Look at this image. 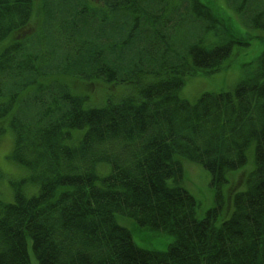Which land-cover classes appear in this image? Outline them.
Masks as SVG:
<instances>
[{
    "label": "trees",
    "instance_id": "obj_1",
    "mask_svg": "<svg viewBox=\"0 0 264 264\" xmlns=\"http://www.w3.org/2000/svg\"><path fill=\"white\" fill-rule=\"evenodd\" d=\"M35 1L45 25L47 18L54 28L59 25L51 31L53 44L63 40L61 46L78 59L64 57L62 73L101 79L106 89L140 83L147 74L158 78L101 106H87L88 95L65 81H39L45 71L29 38ZM173 1L175 11L187 8L179 21L167 12L170 0H0V42L9 41L0 53V117L12 112L10 157L29 167L39 184L32 196L16 189L14 202H0V264H33L29 237L39 264H264V49L232 90L205 92L195 102L182 98L186 75L219 70L234 44L248 41L232 33L210 44L196 38L179 52L181 33L196 28L188 26V13L205 31L224 19L211 18L204 0ZM257 1L248 21L264 31V0ZM120 13L127 25L117 19ZM140 18L150 28L138 30ZM175 28L178 44L167 49L173 44L165 37L175 36ZM111 31H127L113 59L136 55L126 69L111 60ZM170 53L177 55L172 59ZM78 129H85L81 137L74 133ZM74 137L77 142L69 143ZM252 144L255 168L247 187L235 194L231 216L217 226L226 173L247 162ZM182 159L202 164L218 189V204L203 217L183 186ZM100 163L111 166L105 176L98 173ZM117 214L164 230L173 241L164 251L141 248Z\"/></svg>",
    "mask_w": 264,
    "mask_h": 264
},
{
    "label": "rangeland",
    "instance_id": "obj_2",
    "mask_svg": "<svg viewBox=\"0 0 264 264\" xmlns=\"http://www.w3.org/2000/svg\"><path fill=\"white\" fill-rule=\"evenodd\" d=\"M208 5V15L218 16L224 19V23H217V29H211L210 31H205L202 25L195 20L193 13H188L189 18H185L189 21L188 26L196 27L194 30L190 29V32L182 34L184 37V42L180 48L179 52L183 49L185 50V45L193 43L196 38L199 40L202 38L203 43L210 44L220 40H226L229 34H234L237 37L246 38L248 45L235 43L232 49L230 56L224 61L221 68L215 72H205L199 71L193 74H188L185 76L184 85L180 89V96L191 102H195L199 96L205 92H221L225 90H232L237 83L241 80L244 69L248 66H253L257 58L261 55L264 49V40L261 35L264 34V31L261 29L254 28L249 23V18L251 15L258 9H256L257 0L246 1V5L243 3V0H204ZM176 1L170 0L169 8L167 12L171 13V16L174 17V20H180L179 14L186 10L187 8H180L176 11L173 9ZM40 4L39 1L33 3V11L31 16L32 24L34 25V32L31 38L33 48L37 51L35 54L38 56L37 63L41 66V70L45 71L44 73L38 76V80L41 82H47L53 78L60 79L68 83L70 88L77 94H87L88 102L87 106H101L103 105L108 97H112V101H118L121 96L125 93H137L140 92L141 88L148 84L149 82L156 80L158 77L153 74L144 75L140 83H122L117 87L106 89L104 82L101 79L94 80L89 82L84 78L74 73H62L66 68L67 63L64 60V57L68 59H73V62L77 63L78 59H75L74 54L70 53L68 49L62 47L61 44H53V38L51 33L56 32L59 25H56L54 28L53 22L51 23L48 19L47 25H45L44 15H41L37 12V6ZM185 5L190 7V1H185ZM151 9H156V7L151 6ZM190 11V8H189ZM212 18V17H211ZM117 19L120 21L121 25L126 24L123 15L120 13L117 16ZM110 20H115L113 15V10L110 11ZM127 21L130 22V16L127 18ZM159 24V23H157ZM157 24L154 26L158 28ZM52 25L50 28L49 26ZM127 25V24H126ZM47 28V34L45 30ZM138 30L145 31L146 28H150L148 21L140 18L137 21ZM54 28V29H53ZM169 27L162 25L161 29L164 34H170ZM51 29V30H50ZM56 29V30H55ZM176 30V31H175ZM172 32L175 33V36L165 37L168 42L173 45H169L165 48L175 49L180 33L175 28ZM52 31V32H51ZM127 31H123L122 35L119 36L111 31L110 44L112 45L110 53L111 60L118 65L119 67L126 69L129 66H132L136 55H128L130 60L125 59H116L113 60L117 55L116 52L119 51L117 47L120 46V42L126 37ZM46 35V36H45ZM42 42H41V38ZM48 37H51L50 39ZM47 38V39H45ZM79 39V38H78ZM80 40V39H79ZM197 40V41H198ZM100 38L95 37V43H99ZM166 43V42H162ZM9 44L8 39H5L0 42V53L4 48ZM40 45V46H39ZM122 46H125L122 43ZM141 46V44H140ZM183 50V51H184ZM128 52V49H123V54ZM183 51L181 53H183ZM177 54H168L167 56L176 57ZM47 67L49 69H47ZM88 83H90L88 85ZM88 85V88H87ZM11 87V84L8 85ZM28 88H31L29 86ZM16 88L11 89L15 91ZM27 91V90H26ZM26 91H21V96L26 93ZM12 112L8 113L5 116L0 117V127H4L5 130L0 133V202L1 203H11L14 202V195L16 189H21L24 194L27 196H32L39 190V184L32 179V170L15 161L10 157L14 146V132L10 127L9 121L11 118ZM85 130V129H84ZM83 129H78L74 133L75 135L81 137L84 132ZM69 143L75 144L77 141L75 137L68 140ZM183 168H184V181L183 186L197 199L198 216L203 217L208 210L212 209L218 204L216 195L217 188L211 184V173L206 169L202 164L193 162L190 160L182 159ZM109 163H100L97 166L98 173L101 176H105L110 172ZM255 168V144H252L247 151V162L240 168L231 170L226 173L228 181L223 183L220 188L224 195V203L222 204L221 211L219 212L215 224L220 226L222 222L228 219L233 210V199L237 192L243 191L247 187V175ZM98 182H101L99 180ZM222 198L220 199L221 205ZM117 222L128 228L133 236L134 242L141 248L148 250H157L164 251L168 248L169 244L173 241V236L164 231L158 229H152L149 227L142 226L138 222L129 216L122 214L116 215ZM28 250L33 264H39L32 248V239L28 238Z\"/></svg>",
    "mask_w": 264,
    "mask_h": 264
}]
</instances>
